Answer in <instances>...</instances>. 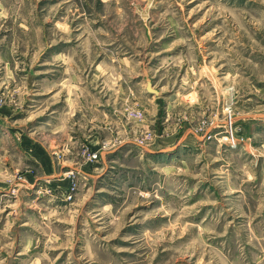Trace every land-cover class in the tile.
<instances>
[{
	"label": "rangeland",
	"instance_id": "374dc122",
	"mask_svg": "<svg viewBox=\"0 0 264 264\" xmlns=\"http://www.w3.org/2000/svg\"><path fill=\"white\" fill-rule=\"evenodd\" d=\"M0 264H264V0H0Z\"/></svg>",
	"mask_w": 264,
	"mask_h": 264
}]
</instances>
